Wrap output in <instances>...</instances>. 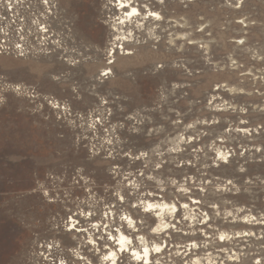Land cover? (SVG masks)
I'll list each match as a JSON object with an SVG mask.
<instances>
[{"label":"rangeland","instance_id":"obj_1","mask_svg":"<svg viewBox=\"0 0 264 264\" xmlns=\"http://www.w3.org/2000/svg\"><path fill=\"white\" fill-rule=\"evenodd\" d=\"M129 1L48 0L53 49L0 54V264H110L118 231L161 249L115 264H264V0Z\"/></svg>","mask_w":264,"mask_h":264},{"label":"built area","instance_id":"obj_2","mask_svg":"<svg viewBox=\"0 0 264 264\" xmlns=\"http://www.w3.org/2000/svg\"><path fill=\"white\" fill-rule=\"evenodd\" d=\"M48 3V0H0V54L25 56L53 49L54 43L46 39L48 28L43 22L37 26L40 36L30 31L29 26L30 19L36 18L32 9H50Z\"/></svg>","mask_w":264,"mask_h":264},{"label":"bare ground","instance_id":"obj_3","mask_svg":"<svg viewBox=\"0 0 264 264\" xmlns=\"http://www.w3.org/2000/svg\"><path fill=\"white\" fill-rule=\"evenodd\" d=\"M114 1H115V3L117 2L115 6H118V9L122 13H125V15L120 16L117 20H120L121 18L126 17L127 15H137V14H139L138 9L133 4L129 3L130 2L129 0H114ZM152 14L154 16L155 15L158 16V14L156 12L150 11V15H152ZM118 23H120V21ZM107 70L109 71V69H107ZM106 73H107V71H106ZM146 206L149 207V209L154 208V210H155L154 214L158 217V220L156 221L157 224L154 227L155 230H161L166 225V223L163 221V217H162L164 211L167 210V209H172V210L176 209V205L174 203H167V202H164V201L163 202H156V203H151L149 201H146V203L144 204V207H146ZM145 211H147V208H146ZM129 220L132 221V218H129ZM68 230L71 231L72 228H70ZM114 240L117 241L116 246H118L119 248H115L114 247V249H112V248L109 249V251H108V256H109L108 257V262L110 264H115V262H116L115 259L117 258L119 252L123 253L125 250H127L128 253H130V255H132L133 257L134 256L136 258L141 257L140 261L141 262L144 261L146 263V262L149 261L150 256H151L152 253L157 254L158 251L161 249V245L160 244L154 243L152 246H150L148 244H145L144 242H142V248L141 249H138V248L133 247V246L131 247L130 244L132 243V239L128 235H125L122 231H118V233L116 235V238H114ZM92 241H94V240H92ZM75 253H76V251H75ZM82 257H80V255L78 254V258H82ZM192 261H194L193 264H200V261H199L198 258H195V260H192ZM106 262H107V260H106ZM59 264H66V263L61 262Z\"/></svg>","mask_w":264,"mask_h":264}]
</instances>
